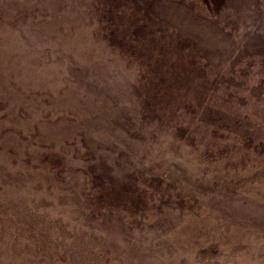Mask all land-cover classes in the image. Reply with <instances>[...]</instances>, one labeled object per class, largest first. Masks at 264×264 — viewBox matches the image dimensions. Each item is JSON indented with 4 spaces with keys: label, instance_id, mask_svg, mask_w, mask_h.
<instances>
[{
    "label": "rangeland",
    "instance_id": "obj_1",
    "mask_svg": "<svg viewBox=\"0 0 264 264\" xmlns=\"http://www.w3.org/2000/svg\"><path fill=\"white\" fill-rule=\"evenodd\" d=\"M0 264H264V0H0Z\"/></svg>",
    "mask_w": 264,
    "mask_h": 264
}]
</instances>
